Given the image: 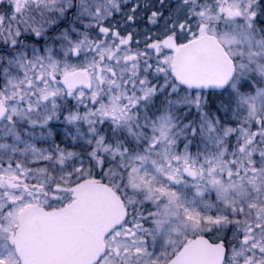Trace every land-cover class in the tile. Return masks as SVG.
Wrapping results in <instances>:
<instances>
[{
  "label": "snow or ice",
  "instance_id": "6c2138e0",
  "mask_svg": "<svg viewBox=\"0 0 264 264\" xmlns=\"http://www.w3.org/2000/svg\"><path fill=\"white\" fill-rule=\"evenodd\" d=\"M0 264H264V0H0Z\"/></svg>",
  "mask_w": 264,
  "mask_h": 264
}]
</instances>
